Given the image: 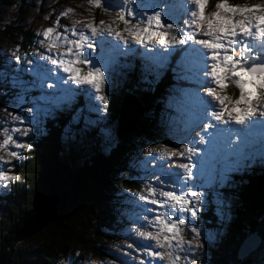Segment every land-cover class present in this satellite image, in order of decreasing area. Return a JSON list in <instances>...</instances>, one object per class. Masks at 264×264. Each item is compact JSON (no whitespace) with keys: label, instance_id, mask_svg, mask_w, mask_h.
<instances>
[{"label":"rangeland","instance_id":"1","mask_svg":"<svg viewBox=\"0 0 264 264\" xmlns=\"http://www.w3.org/2000/svg\"><path fill=\"white\" fill-rule=\"evenodd\" d=\"M222 2L225 0H219L218 3ZM226 2L230 7H264V0H226ZM213 3L214 0H206L205 17L217 11L225 16L232 15L223 13L216 8L218 3L215 6ZM190 7L195 8L191 5V0H188V3L187 0H101L99 7L92 3V0H6L0 5V30L5 23H16V26L32 33L34 48L29 52L21 53L13 41L0 40V81H2L0 89H8L10 93L6 98L9 99L7 102L10 107L4 106L0 109V126H2L0 141L4 138V130H7L14 139L20 138L22 142L28 143V140L35 138L38 133L47 134L50 124H59V117L69 114L71 117L68 126L62 131V139L67 144L71 160L83 164L95 154V149L104 153L110 151L117 144L119 137L118 121L114 122L110 117L109 102L114 88L121 89L128 76V67L125 63L137 59L149 71L151 68L169 70L172 68L171 58L175 52V49L168 48L167 44L160 45L159 36L153 37L151 44H148L147 36H144L145 44L141 45L137 43L139 37L133 39L124 31L125 28L129 30L147 28L148 18L159 12L161 23L165 27L157 29L153 22L150 31H164L166 23L173 22L174 30L170 35H179L180 30L186 29L187 23L190 22V13H188ZM121 14H124L125 19L128 20L126 25L119 21ZM232 18L242 17L237 15ZM77 20L83 23L77 25L75 24ZM88 22L98 27V34L95 37H92L90 32H85L88 39L84 42V53L87 54L90 64L75 65V67H79L83 75L93 67L100 66L104 76L99 92L91 85L75 84L69 79L70 73L56 68L50 61L45 62L41 59V56L49 55L50 42H54L51 48L53 58L67 59L68 57L63 56L66 48L62 45L65 41L63 39L57 41L56 37L71 39L72 28L83 30L84 24ZM108 26L119 31L129 42L128 45L125 46L122 40H117L114 33L108 35L105 31L100 34V29H107ZM48 28H53L54 31L46 39L44 32ZM76 38H79V34ZM249 42L253 43V54L264 55L258 41ZM89 43L92 45L90 49L87 47ZM166 48L168 51H165ZM182 55L183 53L180 52L177 57L178 71L174 75V86L166 93V97L162 98L165 101L163 121L166 123L161 125L162 130L158 133V137L136 142L134 152L129 158V166L135 168L131 176L139 181L142 189L134 194L131 193L127 200L120 201V211L124 214L125 220L117 232L119 238L104 242L105 259L75 249L73 253L61 257L57 264H139L140 259L148 260L149 257L144 255L146 242L137 237L135 231L138 227L142 231L152 230L145 226L144 219L145 209L152 206L139 199L141 195L149 196L148 188L156 187L158 192L161 188L175 189L179 194H186L187 186L190 185L192 190L203 193L202 210L206 209L205 206L212 201V198L216 199V214L223 222L225 219L229 220V207L232 204L227 203V198L220 193V190L238 185L231 180V176H237L264 163V124L260 122L264 118L259 116V112L264 111V99L254 101L260 106L257 115L246 118L244 125L237 124L234 120L229 124L218 123L210 115L212 110H219L218 102L209 97L206 91L205 85L210 77L204 75L203 64L189 61L182 63ZM81 59H84L83 54ZM208 63L210 64L211 61ZM49 68L52 69L51 72L48 71ZM225 83L228 86L235 84L232 80H227ZM49 84L53 87L49 88ZM212 86L215 87L214 84ZM226 89L221 91L217 88V91L220 95L229 97L230 94ZM101 96L108 101L107 104L100 99ZM92 106L95 107L90 110ZM239 107H247V105ZM235 115L237 113L234 112L233 116ZM14 116H19L20 120L13 119ZM224 119H229L227 113ZM206 123L216 126L205 128ZM16 128L21 129V132L13 131ZM28 128H32L33 131L24 137L23 130ZM90 133H94L98 140H92ZM201 138L206 143H199ZM14 148V144L10 145V149ZM19 151L22 156L27 149ZM171 151L183 155L173 157ZM0 154L4 155L5 160L11 161L7 169L11 175H14L12 169L17 160L7 156L6 152ZM180 164L189 165L192 173L190 178L184 169L179 168ZM119 174L124 173L119 170ZM13 182L8 181L6 188L0 187V204L2 195L10 191ZM185 216L191 224L180 226L182 238L186 244L191 242L193 248L190 252L178 253L181 256L178 264H186V260L194 261L195 264H215L216 260L210 254L213 255V250L218 249L219 243L216 240L219 235L209 232L200 224L199 226V222L192 221L193 217L190 214L185 213ZM149 218H151L150 214ZM46 227L39 232H44ZM191 227L197 228L199 237L190 231ZM129 244L133 245V248H129ZM196 244H200L201 247L196 248ZM35 246V242L19 243L11 254L3 259L5 262L2 264H29L37 256ZM247 258H250L248 264H264V247L260 246ZM153 264L157 262L153 261Z\"/></svg>","mask_w":264,"mask_h":264},{"label":"trees","instance_id":"2","mask_svg":"<svg viewBox=\"0 0 264 264\" xmlns=\"http://www.w3.org/2000/svg\"><path fill=\"white\" fill-rule=\"evenodd\" d=\"M5 1L0 0V5ZM218 2L214 0L213 6ZM1 39L13 41L21 53L34 48L32 33L14 22L3 24ZM125 66L128 67V76L123 87L114 88L111 93L110 117L114 122L118 121L122 100L125 94L131 93L144 106L140 123L129 135L119 139L110 151L104 153L95 149V154L83 164L69 158L67 144L62 139V131L71 117L69 114L59 117V124H50L47 134L38 133L28 140L32 148L22 155L28 159L17 161L12 169L20 180L14 181L10 191L2 195L0 264L19 243L34 242L37 256L29 264H57L61 257L73 253L75 249L105 259L104 242L119 238L117 232L125 220L120 211V201L127 200L131 193L142 189L139 181L131 176L135 168L129 166V158L136 142L159 136L161 125L166 123L163 121L165 101L162 98L174 86V75L177 73L171 69L151 68L149 71L137 59H131ZM227 91L232 100L238 99L239 89L235 84L229 85ZM9 95L8 89H0V109L10 107L9 99H6ZM89 136L98 140L94 133ZM119 170L124 174L120 175ZM231 180L238 185L220 190L227 203L232 204L229 220L221 222L216 214V199L211 197L212 201L207 203L206 209L198 211V217L192 221L219 235L216 240L218 249L210 254L216 260L215 264H248L250 258L240 261L237 255L246 234L258 232L263 238L261 247H264V163L231 176ZM54 185L65 187L70 193L68 207L44 232L16 240L17 232L35 214L43 195Z\"/></svg>","mask_w":264,"mask_h":264},{"label":"snow or ice","instance_id":"3","mask_svg":"<svg viewBox=\"0 0 264 264\" xmlns=\"http://www.w3.org/2000/svg\"><path fill=\"white\" fill-rule=\"evenodd\" d=\"M97 7L101 5V0H92ZM188 3V0H187ZM206 0H191V5L195 8H189L190 22L187 23L186 29H181L179 35H170L174 30L173 22L166 23V30L164 31H150V28L155 23L157 29L164 28L165 25L161 23V14L156 12L149 17L147 23L149 27L142 30H129L125 28L133 39H137V43L144 45V36H147L148 44H151L153 37H161L160 45H168V48L179 49L183 55V61L195 62L203 64V73L209 76L210 80L206 83V91L209 97H212L218 102L219 110H212L210 115L218 123L229 124L234 120L237 124L244 125L246 118L257 115V110L260 107L255 104L257 99H264V55L253 54V43L249 41H258L262 51H264V7H230L228 3L222 2L216 5L217 9L223 13H230L231 16L222 15L220 11L213 13L211 16L205 17L204 7ZM69 12L71 9L68 10ZM259 13V14H257ZM66 15V13H65ZM239 15L240 19H233L232 17ZM188 20V15L185 17ZM119 21L125 25L128 20L125 15L119 16ZM83 23L80 20L75 21L79 25ZM54 31L53 28H48L44 32V37L47 39ZM107 32L108 35L115 34L117 40H122L124 45H128V41L124 39L123 35L116 31L111 26L107 29H100V34ZM85 32H90L92 37L97 36L98 27L92 22L84 24V29L79 30L72 28L71 36L67 37L57 36L56 40L63 39L65 43L62 45L66 48L64 58H53L51 48L54 42L48 44L49 55L41 56L45 62L50 61L51 65L64 72L70 73L69 79L77 85H91L97 92L101 90L104 73L100 68H92L86 74H81V69L75 65L90 64L87 54L84 53L85 41L88 37ZM79 34V38H76ZM43 44V41H41ZM90 49L91 43L87 45ZM75 50V51H74ZM165 51H168L166 48ZM84 59H81V55ZM167 59V58H165ZM208 61H211L209 64ZM210 69V71H209ZM32 71L31 69H26ZM49 72L52 69H48ZM232 80L235 86L239 89L238 99L232 100L228 96H222L217 91L227 88L225 81ZM67 83V81H64ZM215 85V87L212 86ZM49 88L53 85L49 84ZM101 100L105 104L108 101L101 96ZM240 105H247V107H239ZM95 106H92V110ZM31 111V110H30ZM237 115L233 116V113ZM225 113L229 119H224ZM259 116L264 118V111L259 112ZM13 119L20 120L19 116H14ZM261 124H264V119H261ZM216 125L206 123L205 128H213ZM2 127V126H0ZM13 131L21 132V129L16 128ZM32 128L23 130V136L27 137ZM3 140L0 141V153L6 152L7 156L22 161L28 159L27 156H21L19 150H31L32 144L25 143L20 138L8 134L7 130L3 132ZM199 143L203 144L206 141L201 138ZM15 145L14 149H10V145ZM192 151V149H188ZM171 155L182 156V153L171 151ZM11 161L5 160L4 155L0 154V187H7L8 181H19L20 177L11 175L7 166ZM180 169H184L189 178L192 173L189 165L180 164ZM175 183V181H173ZM183 183V181H182ZM186 194H179L175 189L165 190L161 188L159 192L156 187L148 188L149 196L141 195L139 199L152 207L145 209L146 227L152 230L142 231L141 228H136V235L142 238L145 244L144 255L149 257L148 260L140 259L139 264H178L181 256L178 253L190 252L193 248L191 242L187 244L182 238L181 227L185 224H191V221L186 219L185 213L190 214L194 219L198 217V210H202V196L203 193L199 190H192L191 186H187ZM151 197V198H149ZM149 214L151 218H149ZM190 231L199 237L200 233L196 227H191ZM129 248L133 245L129 244ZM200 248V244L195 245ZM186 264H195L194 261H187Z\"/></svg>","mask_w":264,"mask_h":264},{"label":"water","instance_id":"4","mask_svg":"<svg viewBox=\"0 0 264 264\" xmlns=\"http://www.w3.org/2000/svg\"><path fill=\"white\" fill-rule=\"evenodd\" d=\"M95 68H100L98 65ZM144 114V106L131 93L125 94L118 118V137L122 139L129 135L140 123ZM71 195L65 187L54 185L43 195L35 214L24 222L17 233L16 240H24L39 233L40 230L53 223L55 217L61 214L69 205ZM263 243L258 232H248L238 248V259L244 261L257 251Z\"/></svg>","mask_w":264,"mask_h":264},{"label":"bare ground","instance_id":"5","mask_svg":"<svg viewBox=\"0 0 264 264\" xmlns=\"http://www.w3.org/2000/svg\"><path fill=\"white\" fill-rule=\"evenodd\" d=\"M181 62L185 64L186 61H183V60L181 59ZM182 63H181V64H182Z\"/></svg>","mask_w":264,"mask_h":264}]
</instances>
